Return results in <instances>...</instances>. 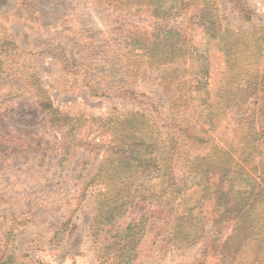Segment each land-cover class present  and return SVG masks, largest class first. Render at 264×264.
I'll return each mask as SVG.
<instances>
[{
  "label": "trees",
  "instance_id": "1",
  "mask_svg": "<svg viewBox=\"0 0 264 264\" xmlns=\"http://www.w3.org/2000/svg\"><path fill=\"white\" fill-rule=\"evenodd\" d=\"M193 1L139 0L137 12L142 6L152 7L154 16H161L160 30H139L132 18H123V26L133 30H118L117 36H113L114 65L107 60L98 61L96 55L87 67L100 75L91 78L87 69L82 71L93 96L137 99L139 94L133 85L143 68L159 69L188 61L187 65L169 68L160 77L171 112L170 119L167 117L164 123L167 127L164 138L158 135L151 118L140 111L116 113L105 119L63 112L54 105L38 75L26 79L35 93L39 116L61 135V152L56 155L60 171L82 149L104 151L101 163L80 191L83 194L98 186L106 189L97 198L91 237L98 248L101 235L105 231L110 234L108 250L118 248L119 264L133 262L146 232L136 220L125 222V227L120 228L128 210L141 203L168 210L158 235L161 236L165 227L169 228L168 238L177 249L182 245L192 247L206 238L205 206L212 203L215 225L229 228L226 236L219 231L207 240L202 249L206 250L203 259L214 251L221 258L219 264H233L240 253H256L259 245L264 246V127L257 129L261 123L258 119H264L259 116L264 111V82L260 85L259 79H252V72L239 70L237 64L231 63V47L235 44L230 39L231 33L222 30L218 23L215 1L196 0L192 4ZM187 13H192L187 22L192 27L190 37L176 23L178 16ZM257 38L247 39L253 54L260 50L259 40H253ZM215 47L225 51L230 68L222 87L213 96L208 59L209 51ZM14 49V40L5 30H0V68L7 66L14 53L8 59L3 56ZM63 65L66 71L77 68L70 63ZM100 66L103 68L99 69ZM10 72L14 74L12 69ZM233 73L241 74L234 77ZM115 77L121 80L111 82ZM192 109L197 111L195 115L190 114ZM223 114L229 120L228 131L233 133V140L226 147L205 139L190 125L212 127ZM91 134L94 137L90 140ZM234 141L238 142L234 144ZM205 144L210 146V151L205 156L198 155ZM80 166L81 177L89 167L87 158H80ZM141 217L145 220L148 216ZM196 262L204 264L201 259Z\"/></svg>",
  "mask_w": 264,
  "mask_h": 264
},
{
  "label": "rangeland",
  "instance_id": "2",
  "mask_svg": "<svg viewBox=\"0 0 264 264\" xmlns=\"http://www.w3.org/2000/svg\"><path fill=\"white\" fill-rule=\"evenodd\" d=\"M214 1L218 23L222 30L231 33L230 39L235 44L231 47V63L237 64L239 70L252 72V79H259L261 85V81L264 82V0ZM138 2L0 0V30H5L16 47L3 56L8 59L14 53L7 66L0 68V264H119L116 259L118 248L108 250L110 234L105 231L101 235L98 248L91 237L97 198L106 189L98 186L83 194L80 191L81 185L98 168L104 151L82 149L76 159L60 171L56 155L61 152V135L39 116L35 93L26 79L38 75L54 105L63 112L105 119L116 113L140 111L151 118L158 135L164 138L167 135L164 123L167 117L170 119L171 112L160 77L169 68L187 65L188 61L159 69L143 68L133 85L139 94L137 99L95 97L85 85L82 72L87 69L91 78L100 75L87 67L96 55L98 61L107 60L108 64L114 65L111 61L115 44L113 36H117L118 30H133L123 26V18H132L139 30H160L161 16L155 17L152 7L142 6L137 12ZM195 2L198 1L192 4ZM191 14L176 19L189 37L192 27L187 22ZM256 36L258 38L253 40H259L260 50L253 54L247 39ZM208 60L209 87L215 96L224 83L230 63L225 51L219 47L209 51ZM65 63L77 68L66 71ZM239 74L233 73L234 77ZM119 80L115 77L111 82ZM112 88L116 90L113 85ZM196 113L195 109L190 112L191 115ZM259 116H264V111ZM219 119L212 127L200 123L190 125L205 139L226 147L233 140V133L228 131L229 120H225L224 114ZM258 120L261 122L257 127L259 130L264 127V119ZM93 137L91 134L90 140ZM206 146L197 154L205 156L210 151V146ZM81 157L87 158L89 167L80 177ZM205 207L206 238L192 247L182 245L179 249L168 238L169 228L165 227L161 236L158 235L168 210L162 211L157 206L143 203L129 209L120 228L125 227V222L136 220L139 227L146 230L131 264H197L199 259L204 264H219L221 258L218 254L211 251L203 259L206 250L202 249L219 231L226 236L229 227L215 225L216 211L212 203ZM144 214L148 216L145 220L141 217ZM114 228L111 227V231ZM255 252L240 253L233 264H264V246L259 245Z\"/></svg>",
  "mask_w": 264,
  "mask_h": 264
}]
</instances>
